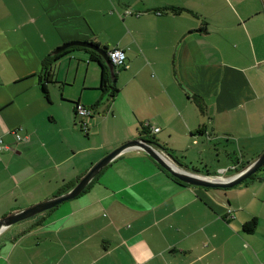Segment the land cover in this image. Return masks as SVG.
<instances>
[{
  "label": "crops",
  "instance_id": "obj_1",
  "mask_svg": "<svg viewBox=\"0 0 264 264\" xmlns=\"http://www.w3.org/2000/svg\"><path fill=\"white\" fill-rule=\"evenodd\" d=\"M73 41L125 51L129 67L110 70L114 96L102 98L91 47L74 45L44 68ZM77 102L93 114L79 116ZM142 123L161 151L201 174L232 175L264 151V0H0V139L10 146L0 144V219L68 191L141 137ZM205 151L230 160L216 168ZM24 220L0 233V264H264V174L227 189L184 185L135 149L76 198Z\"/></svg>",
  "mask_w": 264,
  "mask_h": 264
},
{
  "label": "water",
  "instance_id": "obj_2",
  "mask_svg": "<svg viewBox=\"0 0 264 264\" xmlns=\"http://www.w3.org/2000/svg\"><path fill=\"white\" fill-rule=\"evenodd\" d=\"M74 45H82L91 47L92 49L99 52L106 65L109 67L111 72H114L115 65L113 64L110 56L107 52L103 50L102 47L91 42L84 41H73L66 43L55 50V53H59L67 48H70ZM142 150L149 156H151L158 164H160L164 169L169 171L173 176L179 178L189 185L201 186L205 188H219L227 189L235 187L246 179L250 178L255 174L261 167L264 166V151L255 158L252 162L246 165L240 171L228 175V176H214L209 174H201L192 170H189L179 164H176L174 160H171L161 149L158 148L155 144H152L150 141L143 137L135 138L130 141H127L123 145L117 147L108 155L99 160L78 182L68 191L56 195L52 198L46 199L39 203L33 204L27 208L21 209L14 213H11L2 219H0V233L9 227L12 224H15L21 220L32 217L36 214L44 212L46 210L52 209L59 204L76 198L79 196L88 185L97 177L100 172L104 170L112 161L123 153L130 150Z\"/></svg>",
  "mask_w": 264,
  "mask_h": 264
},
{
  "label": "trees",
  "instance_id": "obj_3",
  "mask_svg": "<svg viewBox=\"0 0 264 264\" xmlns=\"http://www.w3.org/2000/svg\"><path fill=\"white\" fill-rule=\"evenodd\" d=\"M162 12H164V13H172V14H176V15H178V14H181L182 12H184V11H188V12H191L190 10H188V9H184V8H181V7H177V6H166V7H163L162 9ZM96 44V43H95ZM96 45H98V44H96ZM71 48H74V47H70V48H67V49H65V50H63V51H61L60 53H57V54H51V55H49L47 58H46V61H45V63H44V68L45 69H49L48 67L50 66L51 67V64H52V61H56L60 56H62V55H64L65 53H67V52H69L68 50L69 49H71ZM103 50L105 51V52H107L108 53V51H109V49L108 48H103ZM93 51V50H92ZM91 60H96V61H98L99 63H100V65H101V67H102V79H101V84H100V88H101V90L103 91V94H102V98L104 97V96H106L107 94L109 95V96H114L115 94H116V92L119 90L116 86H115V84H114V82L112 81V78H111V76H110V69H109V67L105 64V61H104V58L102 57V55L101 54H99L98 52H96V51H93L92 53H91ZM117 68H118V66H115V68H114V70L115 71H117ZM116 73V72H115ZM54 79H53V77H52V74L51 73H49V71H47L46 72V75H45V78H44V80L42 81V89H43V92H44V94L46 95V96H48V94H49V91H48V82L49 81H53ZM113 82V83H112ZM78 103V102H77ZM76 103V104H77ZM76 104H75V106H76ZM93 109V108H92ZM93 112H94V110H93ZM151 126H150V124H144V123H142V126H141V130H140V135H141V137H143V138H145V139H147L148 141H150L152 144H155L156 146H158V147H161V148H163V146L161 145V144H159V142L155 139V137H153V135L151 134ZM175 161V160H174ZM177 164H179L180 166H183L180 162H178V161H175ZM160 165V164H159ZM161 166V165H160ZM162 167V166H161ZM245 167V165L244 166H242V168L241 169H243ZM163 168V167H162ZM164 169V168H163ZM240 169V170H241ZM172 178H174L175 180H177L178 182H180V183H182V184H184V185H189V184H187V183H185L184 181H182V180H180L179 178H177V177H175V176H173L169 171H167L166 169H164ZM239 170V171H240ZM238 171V170H237ZM195 172H199L198 171V169H196V171ZM264 174V166L263 167H261L255 174H253L250 178H248V179H246L244 182H242L241 184H245V183H247L248 181H250V180H252V179H254V178H257V177H259L260 176V174ZM210 175V174H209ZM97 178V177H96ZM94 181V180H93ZM92 181V182H93ZM91 182V183H92ZM77 182H75V183H72V184H70V185H68L67 186V190H69V189H71L75 184H76ZM91 183L89 184V185H91ZM88 185V186H89ZM240 185V184H239ZM65 189V190H66ZM64 190V191H65ZM257 224H258V218L257 217H252L249 221H247L243 226H244V230L246 231V232H253L254 230H255V228H256V226H257Z\"/></svg>",
  "mask_w": 264,
  "mask_h": 264
},
{
  "label": "rangeland",
  "instance_id": "obj_4",
  "mask_svg": "<svg viewBox=\"0 0 264 264\" xmlns=\"http://www.w3.org/2000/svg\"><path fill=\"white\" fill-rule=\"evenodd\" d=\"M110 36H112V35H110ZM113 37V36H112ZM87 65H89V63H87V61H85L84 63H83V66H82V68H81V70H80V73H79V75L80 76H82V74H83V72H85L86 71V68H87ZM117 69H119V67L117 68ZM124 69H127V68H124ZM128 70H123V71H121L120 70V72L119 73H124V72H127ZM74 72H75V69L74 68H71V76L72 77H74ZM61 74L64 76V74H65V72H64V69H63V71H61ZM82 80V78H80V77H78V84L76 85V86H72V87H70V86H67V90H71V91H73V92H75V91H77L78 89V85L80 86V81ZM80 88V87H79ZM221 146H222V149H227V153H229V154H232V152L234 153V152H238V153H241L242 154V151H241V149H240V146L238 145V144H236V143H234V142H231V143H228V142H224V140H222V143L220 144ZM210 148H212V147H210ZM210 148H209V150H210ZM225 151V150H224ZM223 151V153L219 156L218 154H217V151H214V154H213V157H214V159H212V156H211V154H210V152L209 151H205V154H206V158L208 159V161H212L211 163H213V164H215V167L216 168H218L219 166H218V164H217V160L220 158L221 160H222V163L223 164H227V162H229V160L230 159H228V154H226L225 152ZM246 152H248V154L250 153V152H252L251 151V149L249 150H247ZM166 154V153H165ZM190 154L192 155V156H194L195 157V164L196 165H194V166H199V167H204L203 165H202V161H200L201 160V158H199V155L197 154V152L195 151V150H192V151H190ZM167 155V154H166ZM171 160H173L169 155H167ZM179 157L180 158H184V156L183 155H180L179 154ZM177 164V163H176ZM184 167V166H183ZM212 172H216V171H214L213 169H210ZM218 171H220V169H217ZM220 175H222V174H220ZM219 175V176H220ZM50 198H52V197H50ZM27 208V207H26ZM38 214H36V215H34V216H37ZM33 217V216H32ZM30 218V217H29ZM29 218H26V219H29ZM25 221V220H24Z\"/></svg>",
  "mask_w": 264,
  "mask_h": 264
},
{
  "label": "built area",
  "instance_id": "obj_5",
  "mask_svg": "<svg viewBox=\"0 0 264 264\" xmlns=\"http://www.w3.org/2000/svg\"><path fill=\"white\" fill-rule=\"evenodd\" d=\"M108 55L110 56V59L112 60L115 66L124 67V68L129 67V64L127 63V55L123 49L117 48V47L112 48L108 51ZM75 109H76L77 114L82 117H87L93 114V109L90 107H87L81 102H78L76 104ZM83 128L87 129L86 125H83ZM21 129L22 128H16L11 131V133L14 134L16 139L19 141L27 137V136L22 135V133L20 132ZM159 130H160L159 127L153 128L154 132H158ZM0 144L1 145L3 144L2 145L3 148H10V146L4 144L2 139H0ZM231 216L233 217L234 215L230 214L229 217Z\"/></svg>",
  "mask_w": 264,
  "mask_h": 264
}]
</instances>
